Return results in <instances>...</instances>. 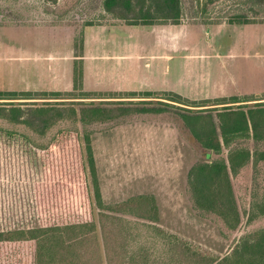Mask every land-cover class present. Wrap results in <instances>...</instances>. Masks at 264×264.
<instances>
[{
  "label": "rangeland",
  "instance_id": "1",
  "mask_svg": "<svg viewBox=\"0 0 264 264\" xmlns=\"http://www.w3.org/2000/svg\"><path fill=\"white\" fill-rule=\"evenodd\" d=\"M247 1L252 0H223L217 9L231 5L233 11L228 9L217 13L212 19L228 12L249 10L250 3ZM0 5L12 6L13 9L10 19L0 15V90L65 88L68 81L72 82L74 63L70 27L77 37L85 30L84 23L92 20L100 25L116 26L112 28L111 37H106L104 30L102 33H89L92 43L88 54L92 55L89 58L94 65V69L88 71L89 88L107 91L122 89L127 92L155 90L160 91L156 95L164 97L161 90L167 89L191 99L252 95L264 91V23L205 25L200 22L202 18L193 14L196 8H193L191 0L184 1L182 23L165 30L160 26L163 24L129 25L106 11L103 0H0ZM58 23L65 25V31L32 28ZM152 99V102L131 105L165 107L167 114L170 113L168 116L177 114V103L167 105L161 104L159 99ZM102 100L104 102L97 104L108 107L130 104ZM36 101L42 103L43 100ZM89 101L66 99L65 105L80 110L91 106ZM130 116L133 120L136 117ZM151 117L154 116L146 118ZM146 125H126L94 134L98 157H127L128 152H131L130 157L194 155L189 143L177 139L180 136L174 125L148 124L162 130L144 127ZM60 129L79 131L83 157H87L85 133L92 132V129L101 130L99 126L83 122L79 116L77 120L67 119L57 123L43 136L26 125L0 117V230L38 224L34 193L36 185L47 177L48 163L43 161L42 151L35 146V141L46 143ZM72 133L74 135H69L66 140L75 145L77 133ZM244 144L253 148L251 140ZM69 152L71 156L75 155L73 147ZM210 155L211 151H207L206 157ZM62 157L66 156L62 154ZM244 171L248 172L247 180L239 183L236 190L242 213V222L237 229L225 227L220 216H208L198 210L194 213L190 207L181 210V217L173 209L163 210V206L169 204H162L161 211L162 224L166 228L158 225L217 255H225L241 236L264 227V215L251 217L253 213H258L257 204L264 198V162L255 165L251 160ZM88 174L92 189L89 168ZM176 188L179 189L180 185ZM99 211L95 203L97 221ZM128 219L131 221L128 238L134 248L131 250L144 245L155 255L165 252L167 248L163 235L152 227L153 224L142 218ZM98 236L105 257L99 223Z\"/></svg>",
  "mask_w": 264,
  "mask_h": 264
},
{
  "label": "trees",
  "instance_id": "2",
  "mask_svg": "<svg viewBox=\"0 0 264 264\" xmlns=\"http://www.w3.org/2000/svg\"><path fill=\"white\" fill-rule=\"evenodd\" d=\"M184 1L103 0V6L129 25L181 24L185 13ZM191 1L196 8L193 14L202 18L200 22L205 25L264 23V0L247 1L249 10L228 12L215 20L212 19L215 14L228 9L233 11L231 5L217 9L223 0ZM0 15L10 19L12 6L0 5ZM100 24L91 20L84 26ZM84 37L82 31L74 44L73 89L0 90V100H4L0 102V117L26 125L44 136L57 123L77 120L79 116L83 122L103 130L121 120H129L130 115H158L167 112L166 108L131 104L152 102V98H156L161 104L169 105L172 103L167 100H171L177 103L178 115L168 116L169 113L166 117L179 125L197 153L203 155L209 150L218 154L211 162L199 160L189 171V193L195 210L208 216H220L225 227L237 229L242 222V213L236 190L239 183L247 180V175L239 179L237 176L251 160L255 165L264 162V94L191 99L177 92H164V97L154 91H86ZM66 99H90L92 105L78 110L75 106L66 107ZM102 99L130 104L109 107L97 104L104 102ZM36 100L43 101L38 103ZM72 132L77 133L75 145L66 140L69 135H74ZM94 132L92 129L84 135L87 157H83L78 130L60 129L46 143L35 141V146L42 151L43 161L48 163L47 177L36 185L34 193L38 224L0 230V264H264V227L241 236L230 251L221 256L161 228L158 225L160 210L153 194H139L106 203L92 144ZM27 139L32 142L30 137ZM249 140L253 142V148L244 144ZM71 147L74 148L73 156L69 154ZM224 153L228 161L223 158ZM87 167L91 173L92 189ZM95 203L100 209L98 221L94 213ZM257 209L258 213H253L252 218L264 215V198L257 204ZM129 217L142 218L153 224L152 227L163 235L165 252L155 255L144 245L131 250L134 248L128 238ZM98 223L103 234L105 257L99 241Z\"/></svg>",
  "mask_w": 264,
  "mask_h": 264
},
{
  "label": "crops",
  "instance_id": "3",
  "mask_svg": "<svg viewBox=\"0 0 264 264\" xmlns=\"http://www.w3.org/2000/svg\"><path fill=\"white\" fill-rule=\"evenodd\" d=\"M172 25L178 24H163L164 30L170 28ZM65 25H50V26H33L32 28H40V29H49L52 31H65ZM116 25L111 26H104V25H92L86 26L84 33V90L86 91H97V92H127L126 90L122 89H115V90H101V89H92L89 88L90 82H88V71H92L94 69V65L92 60L89 58L88 54V47L92 43L89 41V33L106 31V37H111L112 29ZM70 27L71 31H67L70 34V40L72 39V49L74 48L75 44V30ZM103 28V29H102ZM104 36V37H105ZM97 39V37L95 38ZM119 43V42H117ZM123 44V43H122ZM74 63L76 56L74 54L73 49V56H72ZM95 61V60H94ZM74 63L72 65L73 73H72V82L68 83L65 88H50V89H31V90H71L74 87ZM94 73L96 74L95 70ZM154 92H160L155 90H150ZM161 92H171L167 89L161 90ZM264 94V91H259V93H253L252 95L261 96ZM111 100H119L121 98H110ZM129 100L131 98H125ZM170 103L173 101L168 100ZM167 112L153 115L146 113L143 116H136L133 120H126L122 122H116L112 125H109L103 130L95 131L92 134V144L94 149V155L97 165V172L100 181V186L102 190L103 199L106 203H114L118 201H122L128 199L131 196L139 195V194H153L156 197L159 210H160V221L158 222L159 225L163 226L162 224V204H169L164 205V209H173L178 211L179 216L181 217L182 213L181 210L184 207H190L193 212L195 213V208L193 205V201L191 199L189 193V186H188V175L191 168L199 161L203 160L206 162H211L214 160L218 154L211 152L209 157H206V153L204 152L203 155H199L195 148L193 147L192 143L183 135L179 125L175 121H171L166 117ZM152 115L154 117L146 118L147 116ZM166 118V119H165ZM133 124H147L144 127L152 128L153 130H162L156 126H172L176 128V131L180 137L185 142L189 143L192 147L194 155L192 157H183L180 154H172L171 157H145L141 155V157H130L128 152L127 157H98L95 145H94V134L108 131L109 129L113 130L115 128H119L126 125H133ZM156 125V126H148ZM179 142V141H178ZM209 151V150H208ZM139 152H142L139 150ZM144 152V151H143ZM133 154V152H132ZM143 156V157H142ZM185 156V155H184ZM220 158V157H218ZM223 158L228 161V157H226L225 153L223 154ZM248 172L244 171L243 169L238 174L237 178L239 179L240 176H246ZM236 182V180H235ZM180 185V188L177 189L176 187ZM235 186V184H234ZM184 216V215H183ZM165 227V226H163ZM166 228V227H165ZM169 229V228H168ZM170 230V229H169Z\"/></svg>",
  "mask_w": 264,
  "mask_h": 264
}]
</instances>
